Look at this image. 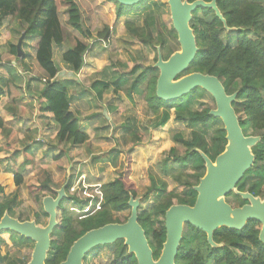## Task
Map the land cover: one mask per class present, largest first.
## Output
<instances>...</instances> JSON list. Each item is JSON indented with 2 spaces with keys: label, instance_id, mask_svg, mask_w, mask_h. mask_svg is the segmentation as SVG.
Instances as JSON below:
<instances>
[{
  "label": "trees",
  "instance_id": "obj_1",
  "mask_svg": "<svg viewBox=\"0 0 264 264\" xmlns=\"http://www.w3.org/2000/svg\"><path fill=\"white\" fill-rule=\"evenodd\" d=\"M110 1L115 6L116 17L129 13L130 10L124 9L129 6H123L115 0ZM145 1L141 0L134 11L141 8ZM216 5L229 29L223 26V23L210 8L198 6L190 21L198 50L184 73L201 72L215 75L222 82L227 93L237 91L233 107L238 115L243 133L260 136V141L252 147V152L255 155L254 163L244 173L237 186L241 191H248L254 196L263 197L264 6L259 0H216ZM8 8L11 10V17L18 24L17 36L24 33V36L35 35L38 37L34 57L23 52L21 56L15 57V61L22 71L32 74L33 77L44 79L45 84L40 92V97L44 102L41 103L40 110L52 114V119L58 126L56 137L60 143L70 146L83 145L88 139V134L80 128L79 118L70 108L67 83L57 77L59 66L53 59V46L60 45L63 41V31L58 19L61 8H64L67 14V23L82 38L94 39L89 29L93 13L90 2L88 0H0V9H2L0 22L9 11ZM151 25L145 21L140 26L130 21L124 24L126 30L142 45L152 47L155 51L156 46L164 48L165 59L174 51L167 31L169 30L175 36L176 34L171 25L167 28L165 24H162V31H158L154 35L155 29ZM109 32V28L105 27L103 31L97 32L95 37L109 43ZM229 36L234 38L232 44L228 42ZM86 43L78 40L75 46L62 54V61L74 73L79 72L83 66V55L88 49ZM10 52L16 55L13 43H11ZM136 67L134 66L126 75L112 77L115 80L116 89L124 91L129 97L132 90L141 88L145 91L144 99L147 109L152 114L159 112V115L147 129L135 128L131 130L128 133L125 146L129 149L134 145L145 143L148 139L146 132L150 128L164 125L172 115L176 121L185 122L191 128L190 139H185L179 131L170 130L171 139L185 147V153L180 156L176 154L174 148L171 149L174 157L172 161L176 163V167L183 168H181L182 170L175 168V171L170 175L177 185L183 187L182 192L180 194L168 192L165 182L151 176L150 191H153L157 201L151 208H140V206L138 208V222L145 231L153 251V257L157 258L165 239L163 221L165 210L174 203V200L176 203L188 205H192L195 200L196 193L193 186L202 176L204 165L201 156L194 148H198L208 157L214 159L223 150L226 141L220 119L209 114L212 106L206 105L192 109L195 101L204 105L206 102L203 98L206 96L214 106V101L207 92L196 88L175 100L159 99L155 95L157 69L153 65H149L136 73ZM102 72L106 71L102 70ZM101 76L98 73L93 74L91 77H94L93 81L89 77L80 78L83 84L86 83L84 86L80 85L81 94L91 91L96 97H100L106 93L109 84ZM3 84L5 85V80L3 81V78L0 77V94ZM171 110L173 111L171 112ZM197 125L201 129L196 128ZM118 153V151L115 153L114 159ZM64 154H67L66 150L58 155V159ZM166 162H163L164 169L167 167ZM114 167L116 166L114 165ZM165 173L168 174V170H165ZM13 178L16 185L21 184L20 173H15ZM71 178L72 176L69 177L65 187L66 193L71 184ZM49 185L54 184L48 178L46 182L40 183L38 188L39 190L49 189L53 192ZM99 192L100 202L97 208L86 216L68 215V207L65 206L60 219V232L58 233L60 238L52 240L46 264H58L62 261L71 243L87 230L110 222H123L114 218L113 214L129 210L127 205L129 196L130 194L134 198L136 196L135 192L124 187L119 175L101 184ZM147 196L148 194H145L144 198ZM228 198L238 199V206L245 203L233 193L229 194L226 200ZM66 199L78 200L73 194H68ZM35 200L38 202L42 214L47 217L42 209L41 199L35 196ZM15 207L14 200H7L3 187L0 186V217L4 211H8L11 216H14L13 209ZM39 216L41 213L36 212L35 217L39 218ZM20 220H28V218ZM259 228L256 221H248L241 230L219 228L213 233V240L216 243L222 242L223 245L211 247L206 242L205 234L202 231L187 225L175 257V264H264V244L258 239ZM7 242L23 247L32 243L28 238L14 232L1 231L0 247L2 243L6 244ZM103 249L110 252L111 256L99 264H137L134 255L127 252L122 240L90 249L85 254L84 264L87 259L98 256ZM0 264H18V261L11 259L7 254L2 255L0 250Z\"/></svg>",
  "mask_w": 264,
  "mask_h": 264
},
{
  "label": "rangeland",
  "instance_id": "obj_2",
  "mask_svg": "<svg viewBox=\"0 0 264 264\" xmlns=\"http://www.w3.org/2000/svg\"><path fill=\"white\" fill-rule=\"evenodd\" d=\"M88 1L93 10L89 29L94 39L87 40L74 31L67 24L65 9L61 8L58 19L63 31V41L61 45L53 48L55 62L61 63L63 62L62 54L75 46L78 40L87 42L88 49L85 56L83 55V66L79 71L84 72L85 63L92 62L89 71L86 72L102 75V79L105 78L109 84L108 91L100 97H96L91 92L87 93L81 100H78L76 95L72 96L75 100H72L71 109L79 118L80 128L86 133L88 132L87 141L83 145L75 146L74 149L72 147L70 150L69 145L68 147H62L61 151L53 154V156L44 153L41 158L28 155L22 159L9 160L6 158L7 154H0V165L5 166L8 164L12 169V174L20 173L22 176L20 185H16L14 182V187L9 189L6 185V192L4 191V194H8L7 200L13 199L16 204L13 209L14 217L35 219L40 225L46 223L47 217L42 214L35 196L41 199L43 195H54V190L53 192L45 188L39 190V184L46 182L49 178V181L54 184L49 185V187L57 189L65 183L67 170H69V176H72V178L66 195L73 194L78 200L64 199L66 200L63 203L64 207L58 212L57 219L59 221L64 208H66L65 206L68 207V215L76 216L79 214L83 217L92 213L100 202V185L117 177V175L121 176L126 189L135 192V198L139 199L140 208H151L157 201L153 191H150L151 176L156 180L160 179L165 182L168 192L180 194L183 190V187L177 185L170 175L171 172L175 171V168L177 170L183 168L176 167V163L172 161L174 157L171 149L174 148L176 154L180 156L185 153V147L171 139L170 130L179 131L185 139H190L191 128L185 122L176 121L172 115L164 125L150 128L146 132L148 139L145 143L134 145L128 149L125 146L128 133L135 128L147 129L150 124L156 121L159 112L155 114L149 112L144 99L145 91L141 88L132 90L131 95L128 97L124 91L116 89V83L113 79L116 76L128 74L134 66H137L136 73H139L143 67L154 64L156 61L155 49L144 46L133 38L124 24L130 21L140 26L144 21L149 22L155 29L154 35L158 31H162V24L169 28L171 20L166 0H146L141 8L136 11L134 10L139 6V3L128 8L125 7V10L130 11L120 17L115 16V6L110 0ZM259 1L264 6V1ZM0 12H2V9H0ZM6 16H11L10 9L7 11ZM105 27L110 30L109 43L95 37L96 33L103 31ZM167 32L170 44L174 47L173 50L178 49L176 36L169 30ZM233 40L234 38L229 36L228 42L232 44ZM156 48H159L163 58L166 57L164 48L159 46H156ZM34 49L35 46H32L31 52ZM64 70L61 68L58 78L63 79L66 76V73L64 75L62 73ZM102 70L106 72H102ZM157 73L158 71H156ZM91 79L93 81L94 77ZM81 84L83 82L75 85L76 94ZM203 100L206 102L204 105L195 101L192 109L206 105L212 106L211 109L214 108L213 102L209 101V97L206 96ZM87 116H89L88 120ZM196 128L201 129L198 125ZM15 145L17 144L11 143L9 149H14ZM63 150L68 152V154H64L67 156L63 155L58 159V155ZM117 151L119 153L114 159ZM165 161H167V167L164 169L163 162ZM165 170H168L169 173L166 174ZM145 194H148L147 198H144ZM227 202L235 207L238 206L239 200L228 198ZM174 203H176L175 200ZM36 212L41 213L39 218L35 217ZM128 214L129 210H125L115 212L113 217L124 221ZM59 226L58 224L53 233V240H59L60 238L58 234L60 232ZM31 248L32 243L23 247L7 242L1 244L0 250L2 255L7 254L11 259L18 261V264H24L29 260ZM110 256L111 253L103 249L98 256L87 259L85 264H99L108 260Z\"/></svg>",
  "mask_w": 264,
  "mask_h": 264
},
{
  "label": "water",
  "instance_id": "obj_3",
  "mask_svg": "<svg viewBox=\"0 0 264 264\" xmlns=\"http://www.w3.org/2000/svg\"><path fill=\"white\" fill-rule=\"evenodd\" d=\"M123 6H133L141 0H115ZM169 9L171 26L176 34L178 49L167 58H163L156 48L157 69L155 95L162 100L178 99L196 88L207 92L214 101V108L209 114L219 118L226 141L224 148L214 159L203 151L194 148L203 160L204 172L193 190L196 193L192 205L173 203L164 212L165 239L157 258L148 243L145 231L138 222L139 199L130 194L127 201L129 214L123 222H110L92 228L76 238L70 245L65 258L58 264H84L85 254L92 248L112 244L122 240L127 252L133 254L137 264H175V257L187 225L202 231L206 242L211 247H220L222 242L213 240V233L226 227L241 230L248 221L258 222L260 228L258 239L264 244V196H254L248 191L238 189V182L244 173L251 168L255 155L252 147L260 141L258 135H245L233 107L237 91L227 93L222 82L215 75L201 72L184 73L195 58L198 47L190 21L198 6L210 8L215 16L225 24L216 0H166ZM21 33L16 44V53L21 56ZM69 170L64 184L54 189V195L41 197L43 211L47 215L44 225L35 219L20 220L4 211L0 217V232L11 231L28 238L32 242L29 260L24 264H46L50 251L53 233L60 221L59 210L63 208L66 198L65 187L69 180ZM235 194L245 201L233 207L226 197Z\"/></svg>",
  "mask_w": 264,
  "mask_h": 264
},
{
  "label": "crops",
  "instance_id": "obj_4",
  "mask_svg": "<svg viewBox=\"0 0 264 264\" xmlns=\"http://www.w3.org/2000/svg\"><path fill=\"white\" fill-rule=\"evenodd\" d=\"M17 27V21L11 16L5 15L1 19L0 77L3 78V81L5 80V85H2L0 94V154H7L6 158L9 160L22 159L28 155L41 158L44 153L53 156V154L60 152L62 147H68V144L60 143L57 140L58 126L53 121L52 114L40 110L41 103L44 102L43 98L40 97V92L45 84L44 79L33 77L32 74L22 71L15 61V57H18L17 53L14 55L10 52L11 43L15 45L16 49L17 40L20 37L16 34ZM37 41L38 37L35 35L24 36L21 42L22 53L25 52L34 57ZM32 46H35L33 52H31ZM56 64L59 66V71L61 68L66 70L62 72L63 75L66 73L62 80L68 86L71 108L72 100H75L72 97L73 95H76L78 100L83 99L87 95V93L81 94L80 88L76 94L75 85L82 83L79 78L92 77L93 74L86 72L89 71L92 62L85 63V71H79L80 73H74L64 62ZM91 93L94 94V92ZM77 103L79 102L77 101ZM86 118L88 120L89 116ZM11 143L17 144L12 150L9 149ZM71 148L74 149L75 146L69 145V150ZM13 174L8 164L5 166L0 165V186L4 187L3 191L6 192V185L9 189L14 187ZM5 196L7 197L8 194H5Z\"/></svg>",
  "mask_w": 264,
  "mask_h": 264
}]
</instances>
